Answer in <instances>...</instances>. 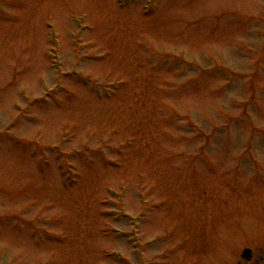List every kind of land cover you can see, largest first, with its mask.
I'll use <instances>...</instances> for the list:
<instances>
[{
  "label": "rangeland",
  "instance_id": "1",
  "mask_svg": "<svg viewBox=\"0 0 264 264\" xmlns=\"http://www.w3.org/2000/svg\"><path fill=\"white\" fill-rule=\"evenodd\" d=\"M256 260L264 0H0V264Z\"/></svg>",
  "mask_w": 264,
  "mask_h": 264
}]
</instances>
